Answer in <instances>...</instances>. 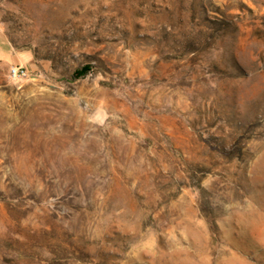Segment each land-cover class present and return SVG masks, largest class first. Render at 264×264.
Wrapping results in <instances>:
<instances>
[{
    "label": "rangeland",
    "instance_id": "1",
    "mask_svg": "<svg viewBox=\"0 0 264 264\" xmlns=\"http://www.w3.org/2000/svg\"><path fill=\"white\" fill-rule=\"evenodd\" d=\"M0 264H264V0H0ZM26 68V67H25Z\"/></svg>",
    "mask_w": 264,
    "mask_h": 264
},
{
    "label": "crops",
    "instance_id": "2",
    "mask_svg": "<svg viewBox=\"0 0 264 264\" xmlns=\"http://www.w3.org/2000/svg\"><path fill=\"white\" fill-rule=\"evenodd\" d=\"M22 66L29 70L36 69L35 55L31 50H17L0 29V69Z\"/></svg>",
    "mask_w": 264,
    "mask_h": 264
},
{
    "label": "built area",
    "instance_id": "3",
    "mask_svg": "<svg viewBox=\"0 0 264 264\" xmlns=\"http://www.w3.org/2000/svg\"><path fill=\"white\" fill-rule=\"evenodd\" d=\"M10 77L14 80L31 78L29 70L22 66H13L10 70Z\"/></svg>",
    "mask_w": 264,
    "mask_h": 264
}]
</instances>
